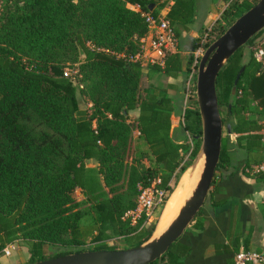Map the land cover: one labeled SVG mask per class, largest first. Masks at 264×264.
Segmentation results:
<instances>
[{
    "label": "trees",
    "instance_id": "trees-1",
    "mask_svg": "<svg viewBox=\"0 0 264 264\" xmlns=\"http://www.w3.org/2000/svg\"><path fill=\"white\" fill-rule=\"evenodd\" d=\"M215 1L0 0V255L6 245L22 241L31 264L68 253L115 250L107 242L114 237L132 247L150 235L154 223L135 231L121 216L135 207L142 187L160 178V186L168 188L176 170L180 175L198 148L201 122L192 95L180 113L185 135L179 142L171 134V115L180 100L163 86L141 94L142 63L130 55L140 51L147 34L146 13L167 19L177 38L192 30L201 35L198 20ZM222 1L228 4L209 31L208 36L215 32L211 40L258 0ZM244 46L221 68L215 86L223 125L239 134L238 144L245 140L249 154L259 156L243 167L251 170L264 160V63L254 54L245 61ZM193 63L191 53L185 65L178 54L166 56L163 65H148L165 76L187 79L197 69ZM73 65L76 75L65 76V68ZM80 96L90 104L87 108L79 106ZM134 108L139 115L131 120ZM228 140L229 135L222 136L204 206L212 200L216 172L223 178L236 170L226 153ZM89 160L101 178L94 188L87 183ZM253 176L264 185V170ZM77 188L84 199L74 197ZM202 209L190 225L202 226ZM44 245L60 251L45 257ZM188 252L179 238L149 264H181Z\"/></svg>",
    "mask_w": 264,
    "mask_h": 264
},
{
    "label": "water",
    "instance_id": "water-1",
    "mask_svg": "<svg viewBox=\"0 0 264 264\" xmlns=\"http://www.w3.org/2000/svg\"><path fill=\"white\" fill-rule=\"evenodd\" d=\"M262 29L264 0H258L214 39L200 56L193 98L201 122L198 148L170 191L150 235L140 244L128 248L74 252L31 264H149L160 258L173 242L181 238L205 203L221 154L223 122L215 86L217 75L230 56ZM242 71L243 68L234 79L232 94L236 91ZM185 175L188 176L187 186L169 217L163 221L167 205L181 188Z\"/></svg>",
    "mask_w": 264,
    "mask_h": 264
},
{
    "label": "crops",
    "instance_id": "crops-1",
    "mask_svg": "<svg viewBox=\"0 0 264 264\" xmlns=\"http://www.w3.org/2000/svg\"><path fill=\"white\" fill-rule=\"evenodd\" d=\"M227 4L222 0L209 2V12L201 21L198 20L199 24L204 27L209 20H216ZM199 24L197 23L198 27ZM198 34L197 30H192L189 33L182 32L178 38V50L174 54L180 56L183 65L187 59L184 60L181 53L183 51L190 52L189 55L193 53L192 50H188L185 41L187 39L193 41ZM142 69L141 81L144 80V86L140 87L142 94L147 88L163 86L170 96L180 100L177 112L171 115V134L181 142L185 132L182 124L178 123V118L184 108L186 79L181 75L168 77L157 73L148 64H143ZM138 115V108L129 111L131 120L137 119ZM261 116L260 122L263 123L264 118ZM261 133L264 136V129ZM227 134L229 140L226 153L236 170L232 174L225 172L222 174L223 178L220 172H216L212 200L202 207L200 215L202 226L196 228L197 226L190 225L180 238L181 243L189 246V252L183 257L181 264H233V255L240 249L264 252V185L255 180L253 173L246 172L248 168L243 169L248 162L255 163L254 158L258 155L247 152L243 146L245 140L237 143L236 137L239 134L231 133V130L228 132V128ZM263 142L262 140V146ZM260 154L264 158V148ZM10 263L17 264L22 261ZM0 264L5 263L0 261Z\"/></svg>",
    "mask_w": 264,
    "mask_h": 264
},
{
    "label": "built area",
    "instance_id": "built-area-1",
    "mask_svg": "<svg viewBox=\"0 0 264 264\" xmlns=\"http://www.w3.org/2000/svg\"><path fill=\"white\" fill-rule=\"evenodd\" d=\"M147 34L141 39L142 45L138 53L130 55L132 61H140L143 64H159L163 65L166 56L174 54L178 50V38L170 25L169 21L164 17H154L149 13H146ZM209 28L204 33L201 45L194 49V63H198L200 56L202 55L204 48L203 44L208 37ZM205 41V42H203ZM254 57L260 63H264V49L258 47L254 50ZM196 70L192 69L185 81V102L192 95H195V81L193 80ZM65 76L69 73L65 71ZM264 141V136L262 138ZM189 142L190 138H189ZM260 170H264V164L255 165L251 170H247L249 173H256ZM178 170L174 174L177 173ZM161 179L156 178L150 185L142 187L137 198L134 208H130L124 211L121 216L123 221L128 222V226L136 228L135 231L142 230L149 227L153 223L155 224L158 214L160 213L164 203L170 191L173 189L175 183L171 180L168 182V188L160 186ZM142 220V221H141ZM141 223L139 224V222ZM13 244L6 245L2 254L9 256L11 253ZM233 264H264V252L257 250L240 249L233 255Z\"/></svg>",
    "mask_w": 264,
    "mask_h": 264
},
{
    "label": "rangeland",
    "instance_id": "rangeland-1",
    "mask_svg": "<svg viewBox=\"0 0 264 264\" xmlns=\"http://www.w3.org/2000/svg\"><path fill=\"white\" fill-rule=\"evenodd\" d=\"M226 7H227V5L223 8V10ZM220 15L217 17L216 20H209L207 22L206 26H204V29L202 31V34L201 35L198 34V36L193 41H190L189 39H187L185 41L188 50L190 49V50H192L194 52V47L196 49L197 47H199V45H201V41L203 39V34L205 32H207L209 28L210 29H214L217 21L220 19ZM214 36H215V32L214 33H211L207 37V39L205 41L211 40ZM205 41H203V42H205ZM212 41L213 40H211L209 42V44ZM263 41H264V34L262 33L259 36H257L252 41L251 44L244 46L243 47V52H244L243 53V59L245 61L248 60L249 56L251 54H254V50L257 49L258 47L262 46ZM189 54H190V52L183 51L181 53V56H182V58L184 60H186ZM82 58H83V56L81 55V59ZM65 71L68 72L69 75H76V72H77L76 66H74V65L73 66H69V67L65 68ZM140 83H141L140 84V87L142 88L144 86V80L140 81ZM141 94H142V92H141ZM194 97H195V95H194ZM80 99H81V101H80V105L79 106L81 108H83V109L84 108H87L88 107V101L85 99V97L80 96ZM222 110H224V108H222ZM181 115H182V113H181ZM181 115L178 118V123H180V124H182V122H183V118L181 117ZM261 117L264 118V115H262ZM227 135H228L227 134V128H226L225 125H223V127H222V136L225 137ZM88 164H89L88 165V171L89 172H88V176H87V183H88V186L89 187L94 188V187H96V186H98V185L101 184V178H100V175L98 174V172L96 170V163H95V161L94 160H89L88 161ZM177 173H176V176L174 174L173 177L170 179L174 183L177 181V179L179 177V173L178 174ZM174 187H175V185H174ZM73 195H74V197L77 200L84 199L83 192L79 188H77L74 191ZM158 216H159V214H158ZM107 242H108L109 245H113L117 249L128 248V247H126L128 245V240H124L123 237H114L113 239L108 240ZM129 242H131V239L129 240ZM12 244H13V246H12L10 255L9 256H4L3 254H1L0 255V261L2 263H5V264H11L10 262H19L21 260L22 261L21 264H27L28 261H29V250H28V248L25 246V244L22 241H16V242H14ZM88 245H89V242H87L86 247ZM42 251L45 254V257H48V256H51L52 254H54L56 252H59L60 251V248L58 246H56V245H44L43 248H42ZM13 264H16V263H13Z\"/></svg>",
    "mask_w": 264,
    "mask_h": 264
},
{
    "label": "bare ground",
    "instance_id": "bare-ground-1",
    "mask_svg": "<svg viewBox=\"0 0 264 264\" xmlns=\"http://www.w3.org/2000/svg\"><path fill=\"white\" fill-rule=\"evenodd\" d=\"M187 182H188V176L185 175L183 182H182V185H181V188H179L177 190V192L173 195V197L170 199V201L167 205V208H166L164 215H163V221H165L169 217V215L173 211L174 207L177 205L178 201L180 200V198L183 194L185 187L187 186Z\"/></svg>",
    "mask_w": 264,
    "mask_h": 264
}]
</instances>
